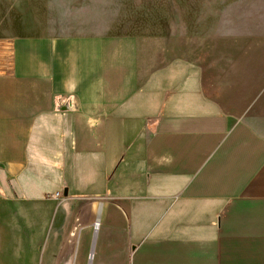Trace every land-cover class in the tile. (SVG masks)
Segmentation results:
<instances>
[{
	"label": "crops",
	"instance_id": "obj_1",
	"mask_svg": "<svg viewBox=\"0 0 264 264\" xmlns=\"http://www.w3.org/2000/svg\"><path fill=\"white\" fill-rule=\"evenodd\" d=\"M42 27L0 70V211L54 213L40 264L67 219L72 264H264V111L140 37ZM27 236L16 264L38 262Z\"/></svg>",
	"mask_w": 264,
	"mask_h": 264
},
{
	"label": "rangeland",
	"instance_id": "obj_2",
	"mask_svg": "<svg viewBox=\"0 0 264 264\" xmlns=\"http://www.w3.org/2000/svg\"><path fill=\"white\" fill-rule=\"evenodd\" d=\"M49 23L62 34L140 37L148 46H160L163 60L195 71L208 96L264 111V0H0V70L9 60V40L45 31L42 26ZM9 207L0 211V264H16L30 233L40 264L54 213L49 220H34L19 198ZM76 230L67 219L54 246L60 264L73 262L76 234L72 240L70 235Z\"/></svg>",
	"mask_w": 264,
	"mask_h": 264
},
{
	"label": "built area",
	"instance_id": "obj_3",
	"mask_svg": "<svg viewBox=\"0 0 264 264\" xmlns=\"http://www.w3.org/2000/svg\"><path fill=\"white\" fill-rule=\"evenodd\" d=\"M52 196L56 197V196H62V193L60 192H56L55 194H53Z\"/></svg>",
	"mask_w": 264,
	"mask_h": 264
},
{
	"label": "water",
	"instance_id": "obj_4",
	"mask_svg": "<svg viewBox=\"0 0 264 264\" xmlns=\"http://www.w3.org/2000/svg\"><path fill=\"white\" fill-rule=\"evenodd\" d=\"M64 106H68L67 104L66 105H64ZM66 192V191H65Z\"/></svg>",
	"mask_w": 264,
	"mask_h": 264
}]
</instances>
